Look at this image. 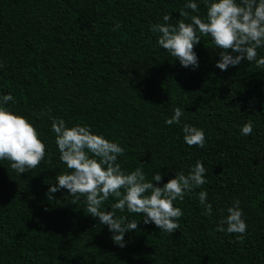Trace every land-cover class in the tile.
<instances>
[{"label": "trees", "instance_id": "16d2710c", "mask_svg": "<svg viewBox=\"0 0 264 264\" xmlns=\"http://www.w3.org/2000/svg\"><path fill=\"white\" fill-rule=\"evenodd\" d=\"M192 2L198 13L185 8L189 0H0V101L10 93L8 110L27 118L46 146L45 159L26 173L0 160V264H264V69L243 61L221 71L209 37L194 45L195 70L160 47L151 26L165 14L173 25L184 20L181 11L206 17L203 0ZM257 51L264 56V47ZM177 107L182 124L204 131V148L188 146L181 125H166ZM53 119L118 143L122 170L143 163L147 180L164 174L157 186L202 162L206 183L174 201L183 211L179 229L169 235L117 210L138 222L121 248L83 197L72 204L61 189L48 200L56 176L69 171ZM248 121L253 132L241 135ZM237 200L247 225L242 241L216 230Z\"/></svg>", "mask_w": 264, "mask_h": 264}, {"label": "clouds", "instance_id": "9594fccd", "mask_svg": "<svg viewBox=\"0 0 264 264\" xmlns=\"http://www.w3.org/2000/svg\"><path fill=\"white\" fill-rule=\"evenodd\" d=\"M203 3L205 18L181 11L179 15L184 20H178L175 25L170 23V14L162 17L163 24H153L151 31L159 34L158 45L178 59L182 67L195 70L199 62L194 45L199 44L203 37H209L215 48L220 49V59L215 66L221 71L239 66L243 61L254 62L257 69H264V56H258L257 51L264 47V0H203ZM185 8L192 13L199 12L198 3L192 0ZM10 101L15 103L10 93L3 95L0 101V160L10 161V167L22 174L40 165L45 159L46 146L27 118L8 110L6 105ZM183 115L181 108H175L171 118L166 119V125H181L184 142L190 147L204 148V131L182 124ZM51 130L55 133L59 159L69 171L56 176V184L48 188V200H53L52 194L61 189L67 190L72 204L83 197L87 213L107 226L113 243L121 248L126 246L125 233L137 230L138 222L127 221V217L118 218L117 210L127 209L129 213L141 214L144 224L152 223L170 235L179 229V218L183 216V211L174 206V201H182L186 194L206 183L207 169L199 160L189 174L175 173V177L161 187L157 185L164 174L157 171L151 180H147L142 170L143 163L134 171L126 173L122 170L117 161L124 155V149L118 143L94 134L90 126L77 124L67 127L63 119H53ZM240 132L250 136L252 122L245 123ZM110 197L116 201L111 205V211L102 210V205ZM207 197L206 191L198 193L204 214L210 216L212 205L206 202ZM239 205L237 200L227 209V216L216 230L239 234L237 239L242 241L247 225Z\"/></svg>", "mask_w": 264, "mask_h": 264}]
</instances>
